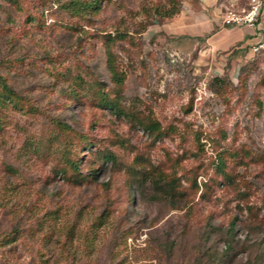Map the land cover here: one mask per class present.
<instances>
[{
    "label": "rangeland",
    "instance_id": "1",
    "mask_svg": "<svg viewBox=\"0 0 264 264\" xmlns=\"http://www.w3.org/2000/svg\"><path fill=\"white\" fill-rule=\"evenodd\" d=\"M89 1L0 0V264H264V51L176 29L246 0Z\"/></svg>",
    "mask_w": 264,
    "mask_h": 264
},
{
    "label": "crops",
    "instance_id": "2",
    "mask_svg": "<svg viewBox=\"0 0 264 264\" xmlns=\"http://www.w3.org/2000/svg\"><path fill=\"white\" fill-rule=\"evenodd\" d=\"M203 2L212 5L213 0H203ZM204 6V5H203ZM184 16H187L189 20L177 25L176 29L187 32L188 34L201 35L204 32L209 31L215 25V29L212 32V46L217 49H228L231 45L240 43L239 47L250 46L252 50V44L256 40L254 30L249 25H222L219 20H211L210 15L204 11L186 10L183 11ZM196 18H198L196 20ZM258 31L264 32V14L259 21ZM253 51V50H252ZM228 53V52H227Z\"/></svg>",
    "mask_w": 264,
    "mask_h": 264
},
{
    "label": "built area",
    "instance_id": "3",
    "mask_svg": "<svg viewBox=\"0 0 264 264\" xmlns=\"http://www.w3.org/2000/svg\"><path fill=\"white\" fill-rule=\"evenodd\" d=\"M263 14L264 0H246V6L240 8L238 12H229L223 22L228 26L247 24L255 29L256 40L251 47L253 51L261 52L264 51V32L258 31L257 28Z\"/></svg>",
    "mask_w": 264,
    "mask_h": 264
},
{
    "label": "trees",
    "instance_id": "4",
    "mask_svg": "<svg viewBox=\"0 0 264 264\" xmlns=\"http://www.w3.org/2000/svg\"><path fill=\"white\" fill-rule=\"evenodd\" d=\"M97 5H98L97 0H90L89 2H84L83 3V6H87V7H91V8L97 7ZM6 90L9 91L8 89H6ZM112 105H114L116 107V104L114 102H113ZM117 108H118V112L122 113L121 109L119 107H117ZM142 125H143V127L150 128V129H156V127H157L154 122L147 123V124H142ZM113 156H114V153L112 154L111 152H109V153H106L105 156H103V158L113 161Z\"/></svg>",
    "mask_w": 264,
    "mask_h": 264
}]
</instances>
